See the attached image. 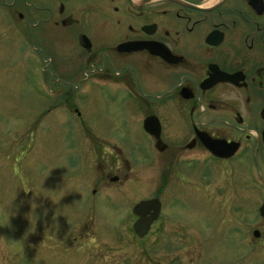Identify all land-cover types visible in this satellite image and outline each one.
<instances>
[{"label":"rangeland","instance_id":"374dc122","mask_svg":"<svg viewBox=\"0 0 264 264\" xmlns=\"http://www.w3.org/2000/svg\"><path fill=\"white\" fill-rule=\"evenodd\" d=\"M2 1L0 264H264L257 213L264 189L244 175L252 172L248 161H219L217 172L207 162L203 176L190 165L191 176L173 172L160 196L167 171L163 160L152 161L137 99L112 77L120 61L96 56L91 66L76 43L79 28L102 46L98 35L110 31L100 21L105 2L77 13L70 31L27 29L23 1ZM99 70L107 77L86 79ZM125 174L132 179L100 189L101 180ZM155 195L160 220L138 239L131 209Z\"/></svg>","mask_w":264,"mask_h":264},{"label":"flooded vegetation","instance_id":"af4514ba","mask_svg":"<svg viewBox=\"0 0 264 264\" xmlns=\"http://www.w3.org/2000/svg\"><path fill=\"white\" fill-rule=\"evenodd\" d=\"M22 1L28 10L27 29L50 24L71 31L80 22L76 14L89 13L98 0ZM100 1L108 15L100 21L110 26L95 38L102 46L94 48L95 40L79 28L74 29L76 43L91 66H97L96 56L120 61L121 71L112 77L118 75L127 94L137 99L141 124L150 131L145 134L153 145L152 161L163 160L167 171L160 179V196L164 184L176 178L173 172L191 176L189 167L195 165L203 176L207 162L217 172L219 161L234 159L248 161L252 172L244 175L264 189V0ZM93 75L107 77L99 70L86 79ZM169 143L177 146L166 153ZM228 144L234 150L229 157L209 149L220 153ZM183 176L179 180L186 182ZM130 179L112 175L101 180L100 189ZM154 198L160 201L158 195L148 199ZM161 210L162 202L151 228Z\"/></svg>","mask_w":264,"mask_h":264},{"label":"water","instance_id":"95a60500","mask_svg":"<svg viewBox=\"0 0 264 264\" xmlns=\"http://www.w3.org/2000/svg\"><path fill=\"white\" fill-rule=\"evenodd\" d=\"M129 48L136 49L133 46ZM145 128L147 129V127ZM227 146H228L227 149H225L224 147L221 150V154L213 152L212 149L213 146L209 147V149L213 154L218 155L220 157L229 156L231 153H233V148L231 147L232 146L231 144H228ZM158 211H159V203L157 200L141 201L133 207L132 213L137 217V219L132 224V231L137 237L142 238L144 235L147 234L150 225L157 217ZM259 214L260 216L264 217V202L259 208ZM254 234L257 235V232H254Z\"/></svg>","mask_w":264,"mask_h":264}]
</instances>
